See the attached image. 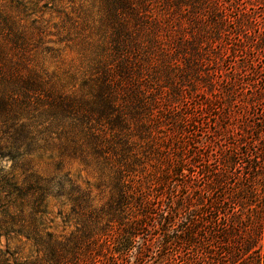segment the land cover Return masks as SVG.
<instances>
[{
	"label": "trees",
	"instance_id": "16d2710c",
	"mask_svg": "<svg viewBox=\"0 0 264 264\" xmlns=\"http://www.w3.org/2000/svg\"><path fill=\"white\" fill-rule=\"evenodd\" d=\"M51 1L55 32L0 0V217L36 224L61 199L75 228L31 233L30 264H264V26L232 16L239 0ZM68 51L67 71L44 68ZM45 154L103 197L15 175Z\"/></svg>",
	"mask_w": 264,
	"mask_h": 264
},
{
	"label": "rangeland",
	"instance_id": "374dc122",
	"mask_svg": "<svg viewBox=\"0 0 264 264\" xmlns=\"http://www.w3.org/2000/svg\"><path fill=\"white\" fill-rule=\"evenodd\" d=\"M25 2L29 6V13H31L27 19L30 21L31 19L42 17L46 21L45 23H48V25H45L52 32H55L53 24L58 23L60 19L52 15V10L59 5L56 2L53 3L51 0H25ZM65 4L68 5V2L66 1ZM230 9L233 12L232 16L239 19L242 18L241 15L245 13V10L254 15L250 18L255 19L254 21L258 23L254 22V26H251L246 21L244 24L248 27L247 29L252 27L256 31L258 26H264V1L239 0ZM53 39L57 40V37ZM72 56L74 55L69 51L64 53V55L46 54L43 59L44 68L52 74L61 75L69 69ZM260 66H264V57ZM228 68L231 69V66L225 65V69ZM12 166L13 164L10 160L0 161V169L4 168L8 170ZM25 170L33 171L44 178H52L70 173L73 177L79 179L84 186L88 184L92 186L98 198L103 197L96 190L97 181L94 175L90 171H85L79 162L66 161L59 167L55 157L51 158L46 154L29 156L21 159L14 172L16 176H20ZM198 184L203 185L204 180L201 179ZM63 204L64 201L61 199H51L48 202L45 215L40 216L36 224L32 223L33 221L30 219L23 217L13 220L0 217L1 226V221L8 223L7 230L4 232L0 231V264H30L41 259L42 253L40 252V248L34 244L33 235L31 234L37 231V229L40 231L38 232L40 239H43V236L48 232L56 237L70 235L75 228L73 224L63 223L62 217L59 215L65 209ZM12 221H14V224H12Z\"/></svg>",
	"mask_w": 264,
	"mask_h": 264
}]
</instances>
